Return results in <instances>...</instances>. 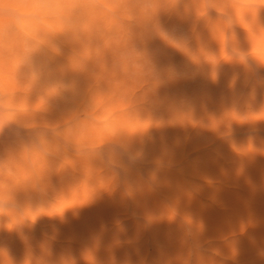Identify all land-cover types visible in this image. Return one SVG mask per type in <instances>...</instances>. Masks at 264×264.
Listing matches in <instances>:
<instances>
[{"label":"clouds","instance_id":"clouds-1","mask_svg":"<svg viewBox=\"0 0 264 264\" xmlns=\"http://www.w3.org/2000/svg\"><path fill=\"white\" fill-rule=\"evenodd\" d=\"M175 54L182 66L172 61ZM224 65L241 69L251 83L243 113L226 112L264 113V100L252 109L264 89V0H0V264H148L138 249L135 260H118L116 251L165 222L178 224V247L165 256L158 245L154 264L235 260V239L223 238L227 254L205 248L203 219L179 211V199L159 213L134 212L131 237L115 218L107 245L101 222L78 255L71 248L54 253L55 225L33 236L43 218L66 223L68 214L78 218L104 197L139 206L168 186L158 175L173 163L167 143L146 177L136 170L154 131L178 127L229 138V126H210L222 116L203 103L197 115L192 101L166 91L197 76L216 83ZM237 79L233 72L229 87ZM180 144L176 137L173 146ZM4 233L23 244L22 259L10 253Z\"/></svg>","mask_w":264,"mask_h":264},{"label":"rangeland","instance_id":"rangeland-1","mask_svg":"<svg viewBox=\"0 0 264 264\" xmlns=\"http://www.w3.org/2000/svg\"><path fill=\"white\" fill-rule=\"evenodd\" d=\"M183 27L186 28V25ZM171 59L178 66L183 65V59L178 54L172 55ZM241 71L239 68L234 69L231 66L224 65L216 83H212L206 77L197 76L195 79L179 81V84L176 83L178 84L177 87H172L174 86L172 85L166 90L170 96L187 98L192 101L197 108V115L200 114V106L203 103L206 105L205 108L209 114L217 118L222 116L220 120L213 118L210 126L213 129L218 128L221 123L229 126L231 128L229 138H221L215 136L216 134L213 132L196 129H188L187 135L185 130L178 127L154 131L153 140L146 145L145 153L147 154L144 159L146 162L138 163L136 170L146 177L149 171L155 169L152 155H155L154 152L158 155L161 149L160 145L167 143L169 147L173 148L174 163L171 167L161 169L158 175L161 179H168V186L161 187L158 192H154L155 194L152 193L144 197L139 206L129 202L127 208H125V206L114 203L112 199L104 197L96 203L97 205L94 204L81 210L78 218H72L71 214H68L66 223L54 221L51 224L47 218V220L43 219L45 222L43 223L41 219L35 226V229L39 230L40 233L47 228L42 227L44 224H47V226L51 224L46 231H50L52 225L59 229V238L57 243L54 244V253L58 254L65 248H71L73 253L78 255L83 243L87 241L93 231L99 229L101 222L106 223L108 226V230L103 237V242L107 245L115 232L113 225L115 218L123 221L127 228V236L131 237L136 230V220L131 216L134 212L137 215H141L144 211L159 213L166 206L179 199V211L188 212L203 219L206 225V231L202 237V242L207 241L204 243L205 248H220L221 251L227 254L228 250L222 238L226 237L225 239H227V237H230L236 241L237 256L235 260H228L226 264H264V257L260 255L261 251H264V154L258 151L264 149V121H256L264 118V113L254 114L249 112L246 115L237 113H243L244 104L251 92V83H245V75ZM233 72L238 73V79L235 86L229 87ZM259 74L264 76V70H260ZM202 92L205 97L199 95ZM195 96L200 99L197 97L195 99ZM263 96L264 89H257L256 101L252 105L253 111L259 109L262 100H264ZM234 107L237 112H226ZM185 135H187V139L184 138ZM176 137H179L182 141L184 139L179 147L173 146ZM205 145L207 146L204 148ZM183 146L186 147L185 151H183ZM194 146L196 149H193ZM193 158L194 160H192ZM188 160L192 161L188 162ZM140 164L141 166H139ZM180 166L184 169L187 168V170L183 171L184 169ZM139 167L144 169L141 170ZM144 170L147 172L144 173ZM202 179L203 182H201ZM188 194H191V199H189ZM173 210H168V219H172L175 215V210ZM37 230H35L36 235L37 233L40 234ZM84 230H87L86 233L88 234ZM147 230L141 232L138 241L134 245H125L118 249L116 251L117 259L122 260L125 254H129L135 260L138 249L140 255L147 258L148 264H154L156 260L161 258L157 248L158 245L163 246L165 256L175 253L178 247V224L159 223ZM36 235L33 232V236ZM37 236V239L41 238V234L38 236L39 238ZM4 239L5 241L7 239L13 240L12 244L7 241L10 244L8 246H13V249L10 248V253L14 255L16 252L14 257L17 260L22 259L23 255L20 251L24 248L16 235L5 233ZM11 249L14 250V253ZM19 252V257L22 255L20 258H18ZM101 256H103V253H101Z\"/></svg>","mask_w":264,"mask_h":264},{"label":"bare ground","instance_id":"bare-ground-1","mask_svg":"<svg viewBox=\"0 0 264 264\" xmlns=\"http://www.w3.org/2000/svg\"><path fill=\"white\" fill-rule=\"evenodd\" d=\"M170 23H171V22H170ZM175 59H176V58H175ZM182 59H183V58H182ZM177 60L180 61L179 59H177ZM241 72H242V71H241ZM241 72H240V73H241ZM260 75H261V74H260ZM178 84H179V83H178ZM178 84H174V86H172V87H177ZM175 85H176V86H175ZM172 87H171V89H172ZM245 88H246V87H245ZM177 89H178V88H177ZM258 89H259V88H258ZM174 92H175V91H174ZM195 92H196V91H195ZM195 92H194V93H195ZM259 92H260V91H259ZM196 93H197V92H196ZM262 94H263V93H262ZM173 95H174V94H173ZM199 95L204 96V95H203V92H202L201 94H199ZM202 96H201V97H202ZM196 97H197V96H195V99H196ZM204 97H205V96H204ZM263 97H264V96H263ZM197 98H199V97H197ZM199 99H200V98H199ZM203 99H204V98H203ZM201 104H202V103H201ZM204 106H206V105L204 104ZM211 111H212V110H211ZM212 120H213V119H212ZM215 123H216V122H215ZM252 129H253V128H252ZM189 130H190V129H189ZM263 130H264V129H263ZM185 133L187 134L188 132H185ZM230 134H231V133H230ZM233 134H234V133H233ZM261 134H262V133H261ZM187 135H188V134H187ZM215 136H217V135H215ZM184 138H185V137H184ZM213 138H214V137H213ZM250 138H252V137H250ZM253 139H254V138H253ZM181 141H182V139H181ZM183 141H184V139H183ZM183 141H182V142H183ZM194 141H195V140H194ZM211 141H212V140H211ZM246 141H247V140H246ZM213 142H214V141H213ZM213 142H212V143H213ZM186 143H187V142H186ZM198 143H199V142H198ZM198 143H196V144H198ZM200 143H201V142H200ZM200 143H199V144H200ZM212 143H211V144H212ZM196 144H195V145H196ZM199 144H198V145H199ZM248 145H249V144H248ZM160 146H162V145H160ZM180 146H181V144H180ZM185 146H186V145H185ZM192 146H193V145H192ZM199 146H200V145H199ZM199 146L196 145V147H198V148H199ZM206 146H207V145H205V146H203V147L205 148ZM209 147H210V146H209ZM160 148H161V147H160ZM182 148H183V151H185L184 149H185L186 147L184 148V146H183ZM188 148L190 149V147H188ZM145 149H146V148H145ZM147 149H148V147H147ZM189 149H188V150H189ZM193 149H196L195 146H194ZM249 149H250V148H249ZM158 150H159V149H158ZM191 150H192V148H191ZM203 151H205V150H203ZM203 151H200V152H203ZM145 152H146V151H145ZM152 153H153V152H152ZM152 153H151V154H152ZM183 153H184V152H183ZM194 153H196V152H194ZM236 153H237V152H236ZM146 154H147V153H146ZM154 154H155V155H152L153 158H154V156H157V155H156L157 153L154 152ZM184 154H185V153H184ZM217 154H218V153H217ZM219 155H220V153H219ZM243 155H244V154H243ZM185 156H186V155H185ZM185 156H184V157H185ZM216 156H217V155H216ZM218 157L220 158V156H218ZM223 157H224V156H223ZM224 158H225V157H224ZM225 159H226V158H225ZM146 160H147V159H146ZM150 160H151V159H150ZM150 160H149V161H150ZM182 160H183V159H182ZM192 160H194V158H193ZM192 160H188V162H190V161H192ZM149 161H148V162H149ZM195 161H196V160H195ZM142 162H143V161H142ZM144 162H146V161H144ZM144 162H143V163H144ZM175 162H177V161H175ZM188 162L186 161V163H188ZM140 163H141V162H140ZM143 163H142V164H143ZM173 163H174V161H173ZM192 163L195 164L194 162H192ZM225 163H226V162H225ZM183 164H184V163H183ZM183 164H182V165H183ZM196 164H197V163H196ZM222 164H223V163H222ZM227 164H228V161H227ZM150 165H151V164H150ZM172 165H173V164H172ZM174 165H175V164H174ZM189 165H190V164H189ZM139 166H141V164H140ZM183 166H184V165H183ZM193 166H195V165H193ZM180 167H182V166H180ZM180 167H179V168H180ZM229 167H230V166H229ZM139 168H140V167H139ZM142 168H143V167H142ZM142 168H140V169L142 170ZM166 168H167V167H166ZM182 168H183V167H182ZM182 168H180V169L182 170ZM143 169H144V168H143ZM148 169H150V168L148 167ZM169 169H170V168H169ZM183 169H184V168H183ZM164 170H166V169H164ZM185 170H187V168L184 169L183 171H185ZM144 171H145V170H144ZM146 172H147V171H145L144 173H146ZM164 172H165V171H164ZM174 172H176V171H174ZM179 172H180V171H179ZM180 173H181V172H180ZM180 173H179V175H180ZM186 173H187V172H186ZM181 174H182V173H181ZM184 175H186V174H184ZM146 176H147V174H146ZM180 177H181V176H180ZM183 178H184V177H183ZM183 178H182V179H183ZM195 178H196V177H195ZM198 180H199V179H198ZM218 180H219V179H218ZM199 181H200V180H199ZM203 181H204V180L202 179L201 182H203ZM183 182H184V181H183ZM205 182H206V181H205ZM219 182H220V181H219ZM219 182H217V183H219ZM212 183H213V182H212ZM206 184H207V182H206ZM219 184H220V183H219ZM226 184H227V183H226ZM189 186H190V185H189ZM211 186H212V185H211ZM222 186H223V185H222ZM228 187H230V186H228ZM191 188H192V187H191ZM236 188H237V187H236ZM189 189H190V188H189ZM229 191H230V190H229ZM157 192H158V190H157ZM191 193H193V192H191ZM153 194H155V193H153ZM159 194H160V193H159ZM159 194H158V195H159ZM160 195H161V194H160ZM202 196H203V195H202ZM263 196H264V195H263ZM157 197L159 198V196H157ZM205 197H206V196H205ZM198 198H200V197L198 196ZM203 199H204V198H203ZM203 199H202V201H204ZM208 199H209V198H208ZM200 200H201V199H200ZM141 201H142V200H141ZM165 201H166V200H165ZM168 201H169V200H168ZM206 202H207V201H206ZM211 202H212V201H211ZM131 203H132V202H131ZM131 203H130V204H131ZM169 203H170V202H169ZM96 205H97V204H96ZM127 205H128V204H127ZM132 205H133V204H132ZM170 205H171V204H170ZM218 207H219V206H218ZM125 208H127V207L125 206ZM132 208H133V207H132ZM129 209H130V208H129ZM129 209H128V210H129ZM137 209H138V208H137ZM135 211L137 212V210H135ZM171 211H172V210H171ZM173 211H174V210H173ZM129 212H130V211H129ZM123 213H126V212H123ZM127 213H128V212H127ZM139 213H140V211H139ZM130 214H131V213H130ZM173 214H174V213H173ZM250 214H251V213H250ZM131 216H133V215H131ZM128 217H129V216H128ZM197 218H198V217H197ZM43 219H46V218H43ZM43 219H42V220H43ZM46 220H47V219H46ZM40 221H41V220H40ZM49 221H50V220H49ZM54 221L56 222L57 220H52V221H50L51 224H53L52 222H54ZM46 222H47V221H46ZM133 222H134V221H133ZM38 223H39V222H38ZM43 223H45L44 220H43ZM47 223H48V222H47ZM51 224H48V226H47V224H44V226H42V225H41V226L44 227V228H45V227L49 228V225H51ZM45 225H46V226H45ZM86 227H87V226H86ZM86 227H85V228H86ZM47 228H45V231L48 230ZM88 228H89V226H88ZM244 228H245V227H244ZM42 229H43V228H42ZM42 229H41V230H42ZM50 229H51V228H50ZM50 229H49V230H50ZM35 230H37V229H34V232H35V235H36V231H35ZM37 231L39 232V230H37ZM86 231H87V230H86ZM86 231L84 230L85 233H86ZM147 231H148V230H147ZM90 232H91V231H90ZM242 232H243V231H242ZM39 233H40V232H39ZM148 233H149V232H148ZM238 233H239V232H238ZM40 234H41V233H40ZM40 234L37 233L38 236H39ZM86 234H88V233H86ZM37 235H36V236H37ZM229 235H230V234H229ZM4 236H5V233H4ZM4 236H3V237H4ZM36 236H35V238H36ZM38 236H37V237H38ZM226 236H228V234H226ZM11 237H13V236L11 235ZM11 237H10V239H12ZM5 238H6V237H5ZM7 238H8V236H7ZM16 238H17V237H16ZM38 238H39V237H38ZM36 239H37V238H36ZM222 239H223V238H222ZM208 240H209V239H208ZM220 240H221V239H220ZM7 241H10L9 243H11V244H12V242H13V240H9V239H7ZM7 241H6V242H7ZM60 241H61V240H60ZM146 241H147V239H146ZM204 242H205V241H204ZM206 242H207V241H206ZM9 243L7 242V244H9ZM56 243H57V242H56ZM9 245H10V244H9ZM147 245H148V244H147ZM150 245H151V244H150ZM12 247H13V246H12ZM12 247L9 246V248H12ZM21 247H22V246H21ZM12 249H13V248H12ZM12 249H11V250H12ZM14 249H15V248H14ZM16 249H18V248L16 247ZM20 249H22V248H20ZM20 249H19V251H20ZM12 251H13V253H14V250H12ZM12 251H11V252H12ZM20 252H21L22 255H23L24 250L22 249V251H20ZM20 252L18 253V258H20V257L22 256V255H20V257H19ZM146 252H147V251H146ZM146 252H145V253H146ZM148 252H150V251H148ZM11 254H12V253H11ZM15 254H16V252H15ZM15 254H14V255L12 254V255L15 256ZM15 258H16V257H15ZM146 259H147V258H146Z\"/></svg>","mask_w":264,"mask_h":264}]
</instances>
